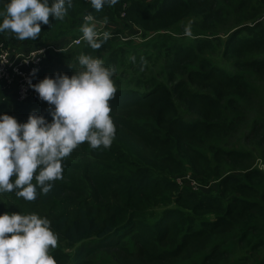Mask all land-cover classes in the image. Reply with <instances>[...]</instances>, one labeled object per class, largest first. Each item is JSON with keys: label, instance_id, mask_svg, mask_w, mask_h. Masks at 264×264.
Instances as JSON below:
<instances>
[{"label": "trees", "instance_id": "16d2710c", "mask_svg": "<svg viewBox=\"0 0 264 264\" xmlns=\"http://www.w3.org/2000/svg\"><path fill=\"white\" fill-rule=\"evenodd\" d=\"M65 7L64 18L50 16L28 46L55 48L60 39L67 45L82 36L88 15L90 25L111 31L98 49L82 41L47 50L44 67L50 78L71 76L82 70L83 54L112 69L114 138L108 148L84 142L73 149L47 194L37 188L36 199L26 201L15 190L0 193V213L47 219L57 237L49 248L55 264H92L108 252L118 264H183L197 257L191 264H264V96L257 102L264 90V0H118L99 11L72 0ZM185 19L198 31L169 49L156 35ZM130 24L152 36L136 43L117 29ZM4 34L10 32H0L7 47ZM61 62L65 68L58 69ZM142 65L150 71L139 77ZM122 77L131 78L116 87ZM48 108L36 92L23 103L0 92V113L18 122L30 113L50 121ZM184 174L195 190L187 180L184 187L174 183Z\"/></svg>", "mask_w": 264, "mask_h": 264}, {"label": "clouds", "instance_id": "9594fccd", "mask_svg": "<svg viewBox=\"0 0 264 264\" xmlns=\"http://www.w3.org/2000/svg\"><path fill=\"white\" fill-rule=\"evenodd\" d=\"M117 2L89 0L96 11ZM65 5L71 7L72 0H4L0 32H10L21 41L35 40L41 25L49 24L50 16L64 18ZM80 31L92 49H98L110 36L107 31L98 33L88 23L82 24ZM185 34H191L190 25ZM78 63L82 70L71 76L59 73L51 78L45 76L35 84L28 81L38 98L49 105L50 121L30 113L26 121L18 122L0 113V193L15 190L17 197L34 200L37 188L47 194L52 187L49 182L62 178L61 161L79 144L87 142L91 148L111 145L115 127L108 101L116 91L112 69L100 59L83 54ZM173 180L180 187L187 180L192 189L197 188L190 174L174 176ZM56 244L57 237L47 219L34 213H0V264H55L49 248H55Z\"/></svg>", "mask_w": 264, "mask_h": 264}, {"label": "built area", "instance_id": "2783aa9c", "mask_svg": "<svg viewBox=\"0 0 264 264\" xmlns=\"http://www.w3.org/2000/svg\"><path fill=\"white\" fill-rule=\"evenodd\" d=\"M89 2V0H86ZM89 16V15H88ZM123 17L124 14L122 13ZM83 22L92 24L94 19ZM103 26V25H102ZM82 41V36L69 42L63 50H67L73 45L77 46ZM51 49L53 52L61 49L49 46L47 48L29 49L25 52H19L7 45L3 47L0 43V92H6L7 96L13 97L16 102H26L34 95V90L29 86L28 81L35 84L39 81L45 63V53ZM26 61V62H25ZM33 70H35L33 72ZM183 181L182 179H180Z\"/></svg>", "mask_w": 264, "mask_h": 264}, {"label": "rangeland", "instance_id": "374dc122", "mask_svg": "<svg viewBox=\"0 0 264 264\" xmlns=\"http://www.w3.org/2000/svg\"><path fill=\"white\" fill-rule=\"evenodd\" d=\"M211 1H213V0H211ZM230 18H234V16L230 14L228 16V18H227L228 21L225 20V23L231 24L232 21H229ZM262 18H264V13H262ZM196 24L197 23L195 21L191 20V19H185V20L177 23L173 27H171L170 31H165V32L160 31L156 36H157V38H162L163 37L165 39V41L167 42V46L169 47V49L170 48L173 49L174 44L177 45V40L187 41V40L193 38L190 35L189 36H183V35H186L185 34V28L188 27L189 25H190V32L192 30H195V32L198 31ZM130 26H131L130 27L131 30L126 28V27H124V26L120 27V28H117V29L120 32H122L123 36H127V35L131 36L132 40H134L136 43L143 42L145 40L143 38L146 37V36H152V35L144 33L142 30H140L138 27L134 26L133 24H130ZM93 27L98 33H103L104 32V31H101V28L98 25L97 26H93ZM110 27L114 28V26H112V25H110ZM222 32L223 31H220L219 33L221 34ZM110 33H111V31H110ZM10 35H12V36L10 37ZM4 36L5 37H2L1 39H4V38L10 39V41H9L10 45H12L14 48L18 49L17 47L19 46V43H17V41H21V40L16 39L14 37V34H12V33H10L8 35H4ZM179 38H181V39H179ZM130 57H132V56L130 55ZM159 58L161 60H163L164 55L163 54L159 55ZM169 58H172V56L169 55ZM72 66H74V65H72ZM57 68L58 69L59 68H61V69L65 68V62H61V64L57 63ZM149 71H150L149 67L145 69L144 66L142 65L141 68L137 67L136 75H139V77H140L141 75H145L146 73H149ZM115 74L117 75V73H115ZM129 78H131V77H129ZM129 78L123 79V77H122L123 80H122V82L119 83L122 86L121 85H117V83H115L116 87H118V86L119 87H123V83H125V81L128 80ZM112 81H113V84H114V82H116V80L115 81L112 80ZM133 81H135V80H133ZM263 96H264V90H260L259 93H258L257 102H259V101L261 102L262 99H260V98L263 97ZM35 107L37 108L39 106H35ZM225 117H227V113H226ZM143 124L145 125L146 122H144ZM226 148H233L232 143H229L228 145H226ZM254 164L257 167L263 168L262 164L259 161H255ZM205 189H206L205 191H207V188H205ZM262 254H264V251H262ZM250 256L257 257L258 254L251 253ZM116 257L117 256L114 253H112V252H108L106 254H97L95 256V258L92 260V264H118V259ZM200 261H201V257H197V258L193 259V261H184L182 263L183 264H191V262H198L199 263ZM253 261H254V258L252 259V262ZM127 264H138V263L134 262V261H131V262L127 263Z\"/></svg>", "mask_w": 264, "mask_h": 264}, {"label": "crops", "instance_id": "0c3cea01", "mask_svg": "<svg viewBox=\"0 0 264 264\" xmlns=\"http://www.w3.org/2000/svg\"><path fill=\"white\" fill-rule=\"evenodd\" d=\"M4 35H8V34H4ZM4 35H3V37H5ZM11 36H12V35H10V37H11ZM4 40L8 42V45H10V42H9L10 39H8V38H4ZM17 43H19V46L17 47L18 49L14 48L12 45H10V47H11L12 49L16 50V51H19V52H25V51H27V50H29V49L32 48V47L28 46V45H29V39H25V40H23L22 42H21V41H17ZM35 43H36V42L32 41L31 46H33ZM63 43H64V41H62V40L60 39L57 43H54L53 46H54L55 48H57V49H61V48H64V47L66 46V45H63ZM68 43H69V42H68ZM68 43H67V44H68ZM67 50H68V49H67ZM47 70H48V67L45 66V67L43 68V71H42V73H41V76H40L39 80L43 79L45 76H48V74L46 73Z\"/></svg>", "mask_w": 264, "mask_h": 264}]
</instances>
